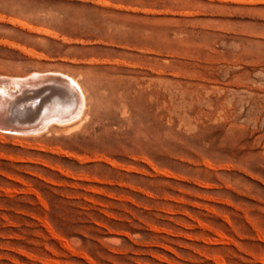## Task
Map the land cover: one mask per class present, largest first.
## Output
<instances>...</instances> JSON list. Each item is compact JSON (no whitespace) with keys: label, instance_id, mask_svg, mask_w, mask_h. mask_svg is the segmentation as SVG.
I'll list each match as a JSON object with an SVG mask.
<instances>
[{"label":"rangeland","instance_id":"374dc122","mask_svg":"<svg viewBox=\"0 0 264 264\" xmlns=\"http://www.w3.org/2000/svg\"><path fill=\"white\" fill-rule=\"evenodd\" d=\"M57 73L82 117L0 131V264H264V0H0V77Z\"/></svg>","mask_w":264,"mask_h":264},{"label":"bare ground","instance_id":"6f19581e","mask_svg":"<svg viewBox=\"0 0 264 264\" xmlns=\"http://www.w3.org/2000/svg\"><path fill=\"white\" fill-rule=\"evenodd\" d=\"M57 74L58 77L43 74L44 76L32 75L33 77L25 79L0 77V131L14 135L38 132L40 134V131L46 128L48 131L50 125L67 121L69 123L77 116L82 117V106L86 100L82 84L74 77L65 79ZM49 81L61 84L63 87H59L63 88L67 95H60V92L58 95L43 97L41 101L37 100V96L41 94L37 87L44 86ZM11 88L17 90L13 91Z\"/></svg>","mask_w":264,"mask_h":264}]
</instances>
